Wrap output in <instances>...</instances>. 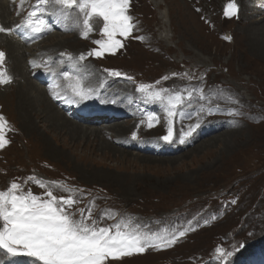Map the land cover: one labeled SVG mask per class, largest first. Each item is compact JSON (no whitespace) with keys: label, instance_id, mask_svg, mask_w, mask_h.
<instances>
[{"label":"rangeland","instance_id":"1","mask_svg":"<svg viewBox=\"0 0 264 264\" xmlns=\"http://www.w3.org/2000/svg\"><path fill=\"white\" fill-rule=\"evenodd\" d=\"M263 1L130 0L128 14L133 18L134 28L130 37L116 38L123 41V47L115 52L105 51L103 58L87 55L92 50H101L92 36L86 44L78 45L81 49H73L74 52L65 49L60 55L76 61L87 75L91 73L94 80L87 87L96 90L97 96L116 88L120 104L131 107L126 113L128 119L123 121L127 128L131 127L128 135L136 145L141 141L150 144L151 149L156 144L185 149L158 156L150 154V147L144 149L146 146L141 144L138 148L143 153L124 148L133 156L159 158L155 163L129 160L127 163L120 156L97 150L83 151L79 147L74 151L70 148L73 146L70 136L63 135L57 141L42 128L39 133L43 138L22 130L14 92L13 101L9 102L14 112L0 98L5 106L0 110L2 117L13 121L11 139L10 133L3 129L5 139L10 141L0 159V166L4 167L0 169V190L9 187L10 175L34 167L53 177L70 175L75 190H79L71 193L74 199L79 197V209H87L91 203L93 219L110 213V217L99 221L101 227L127 219L143 233L154 237L177 236L171 246L149 248L143 254L120 260L110 259L108 264H191L192 259L196 264H240L256 247L264 244V48L257 53L248 45L252 32L264 26V19L255 20L261 15L257 12L264 10ZM228 4L235 7L230 9ZM225 8H229V12ZM77 18L82 21V16ZM90 20L97 30V39L106 41L102 18ZM74 34L72 30L69 35ZM81 55L85 57L83 60ZM183 63L198 69L179 72ZM205 66L212 69L211 72L202 77L195 75L207 71L202 68ZM106 69L118 71L120 75L114 76ZM190 72L194 77L192 81L188 78ZM5 79L13 82L11 76ZM15 84L9 92L17 89ZM139 84L149 86V91L164 90L162 95L179 92L184 103L177 105L169 116L166 103L149 97L140 90ZM210 97L220 102L233 100L237 103H232L234 108H244L241 100H251L253 104L247 109L255 106L254 112L258 114L256 118L243 119H239V115H225L228 113L225 109L208 104ZM220 102L215 106L219 107ZM134 104L142 113L139 119H131L137 112ZM179 109L182 113L178 115ZM240 114L244 116L242 111ZM196 124L199 126L191 136H185L190 126ZM169 130L172 140L165 141L163 137ZM223 136L225 140H221ZM110 137L108 135L106 141L119 147L116 140L121 137L113 140ZM214 138L217 143L204 145L203 142ZM45 140L51 144L50 148L45 146ZM0 156H3L2 149ZM43 163L55 169L39 167ZM53 192L58 197L61 193L70 194L56 188ZM216 212L220 214L217 223L205 225L218 217ZM180 231L185 233L183 237L178 235ZM228 233L233 235L232 239H227ZM235 238H239L237 246L231 249ZM215 243L223 247L222 259L213 256ZM230 252L232 255L228 256Z\"/></svg>","mask_w":264,"mask_h":264},{"label":"snow or ice","instance_id":"2","mask_svg":"<svg viewBox=\"0 0 264 264\" xmlns=\"http://www.w3.org/2000/svg\"><path fill=\"white\" fill-rule=\"evenodd\" d=\"M130 0H37L34 10L29 13L24 24L20 27H30L32 31L42 32L49 30V23L46 14L49 11H60L62 17L67 18L71 11L85 13L83 20L84 31L82 35L87 37L92 31L89 19L92 17L102 18L104 24L102 31L107 34L106 41L97 40L101 50H92L88 55L103 56L105 51L115 52L123 47L116 35L128 36L134 24L132 17L128 14ZM234 8V5H229ZM229 14H234L229 13ZM35 18V19H33ZM79 22L75 21L71 28L75 30ZM0 31L11 32L12 29H5L0 26ZM230 39V38H229ZM5 53L0 51V64H3ZM85 57L80 56L83 60ZM110 71L112 75L119 76L115 70ZM65 77L69 73H63ZM4 71L0 69V83H7L3 79ZM167 79V77H164ZM71 90L81 99L87 98L92 89H85L78 79ZM140 90L148 94L154 100L166 103L169 116L173 115L176 106L184 103L181 94L162 95L164 90L149 91V86L141 85ZM191 97L192 93L189 92ZM7 122L0 116V149L9 143L3 135V129ZM151 126V124L149 125ZM199 125L190 126L185 136H191L192 132ZM136 133H133L135 137ZM165 141L172 140V132L163 137ZM33 178L30 177L29 180ZM40 187L47 190L41 195L25 191L22 184L11 182L6 190H0V250L9 255L27 254L32 256L39 264H108L109 260H120L134 254H143L149 248L168 247L176 242L177 236L171 239L154 237L143 233L138 225H133L130 220L122 219L112 225L101 227L99 221L110 213H103L100 217L93 219L92 204L87 209L73 211V206L78 202L79 197L73 198V189L68 186L51 181L47 185L41 180H35ZM53 188L70 193L67 196H57ZM79 191V190H75ZM81 196L83 193L80 194ZM234 202V201H233ZM183 237L185 233L178 234ZM224 255L222 249H217ZM231 256L232 253H227Z\"/></svg>","mask_w":264,"mask_h":264},{"label":"bare ground","instance_id":"3","mask_svg":"<svg viewBox=\"0 0 264 264\" xmlns=\"http://www.w3.org/2000/svg\"><path fill=\"white\" fill-rule=\"evenodd\" d=\"M197 2V1H196ZM232 2V1H231ZM225 3V2H224ZM223 3V4H224ZM229 5V4H228ZM218 7V6H217ZM263 8H264V1H263ZM226 9V8H225ZM231 9V8H230ZM228 8V10H230ZM227 10V9H226ZM227 10V11H228ZM229 12V11H228ZM15 10L11 11L10 3L7 0H0V17L3 24L11 26V24L15 23ZM227 13V12H226ZM259 17L255 20H262L264 19V10H259L257 12ZM80 16V15H79ZM79 18V17H78ZM78 18L75 21H78ZM74 21V22H75ZM79 26L76 27L75 34L73 36L69 34H53L50 35L44 42L43 45H40L42 49L54 52V53H61L64 49H73L80 48L78 45H83L88 42V38L95 36V40L97 36L94 34V31H90L87 37L82 35L83 30V23L82 21H78ZM97 23V22H96ZM95 23V25H96ZM146 23V22H145ZM148 24V23H147ZM146 24V25H147ZM148 26V25H147ZM146 26V27H147ZM103 27V26H102ZM148 28V27H147ZM258 30H254L252 32V36L248 38V45L250 50H255L259 53L264 48V26L256 28ZM97 31V30H96ZM146 32V31H145ZM99 33V32H98ZM105 36V35H104ZM131 36V35H130ZM129 36V37H130ZM107 39V38H106ZM136 40V39H134ZM97 41V40H96ZM137 41V40H136ZM140 41V40H139ZM123 42V41H122ZM126 42V41H125ZM44 43H46L44 45ZM131 43V41L129 42ZM138 43V42H137ZM132 44V43H131ZM2 47L7 50L8 53V60H9V68L12 78H15L17 84L13 83L8 88L7 86L4 87V90L0 91V98L4 100V104H6L11 110L14 109L9 104L12 98V93L16 92L17 94V114H19V118L21 120L22 130L25 132H30L32 134H36L43 138L44 135L39 133V129L52 136L54 139L59 141L63 135L70 136L72 138L73 148L74 151L79 147L83 151L97 152L101 151L105 154L113 155V156H120L124 162H128V160L132 162L138 163H155L156 161L160 160L159 158L154 157H138L133 156L128 150L124 149L122 146H116L113 142L106 141V137L111 135L110 140L116 139L121 137L119 140H122L124 136H129L128 132L130 128H127L123 121V119H116L108 123H103L99 125L98 123L94 122V124H90L89 122H77L74 121L66 116V114L58 109L57 105L54 104L46 95L45 89L37 83V81L31 77V73L28 69L27 61L28 55L27 52L31 51V48H25L21 42L13 40L11 38L4 37L2 41ZM95 45V44H94ZM140 45V44H139ZM142 45V44H141ZM97 46V45H96ZM101 48V47H100ZM138 49V48H136ZM135 49V51H136ZM55 50V51H54ZM117 50V49H116ZM76 51V50H75ZM50 52V54H51ZM74 52V51H73ZM109 52V51H107ZM62 54V53H61ZM76 54V52H75ZM111 54V53H109ZM125 54V53H124ZM88 55V54H87ZM107 55V54H106ZM129 55V54H128ZM77 56V55H76ZM117 56V55H116ZM98 57V56H97ZM100 57V56H99ZM98 57V58H99ZM106 57V56H105ZM70 58V57H69ZM76 58V57H74ZM108 58V57H107ZM136 58V57H135ZM112 59V58H111ZM89 60V59H88ZM144 60V59H143ZM91 61V60H90ZM89 61V62H90ZM120 61V60H119ZM76 62V61H75ZM121 62V61H120ZM142 62V61H141ZM132 63V62H131ZM93 64V63H92ZM98 64V63H97ZM130 65V64H129ZM142 65V64H141ZM100 66V65H99ZM128 65H126L127 67ZM97 67V66H96ZM124 67V66H123ZM121 68V67H120ZM100 70V69H99ZM120 71V69H119ZM126 71V70H125ZM92 72V70H91ZM100 72V71H99ZM127 72V71H126ZM90 73V72H89ZM101 73V72H100ZM105 73V71H104ZM125 73V72H124ZM133 74V72L131 71ZM97 74V73H96ZM111 74V73H110ZM135 74V73H134ZM133 74V75H134ZM99 75V74H98ZM97 75V76H98ZM103 75V74H102ZM123 75V74H122ZM91 76V73H90ZM104 76V75H103ZM110 76V75H109ZM135 76V75H134ZM138 76V75H137ZM147 76V75H146ZM145 76V77H146ZM92 77V76H91ZM94 77V76H93ZM124 77V76H123ZM20 78V80H19ZM133 78V77H132ZM106 79V78H105ZM139 79V78H138ZM23 80V81H22ZM104 80V79H102ZM140 80V79H139ZM113 81V80H112ZM143 81V80H142ZM12 82V80H11ZM14 82V81H13ZM103 82V81H102ZM110 82V81H109ZM17 85V89L14 91H10V88L13 85ZM95 84V83H94ZM92 85V84H91ZM96 85V84H95ZM103 85V84H102ZM108 85V84H107ZM113 85V84H112ZM127 85V84H126ZM140 85V84H139ZM90 86V85H89ZM106 86V85H104ZM117 86V85H116ZM141 86V85H140ZM130 87V86H129ZM127 86V88H129ZM96 88V87H95ZM118 89V88H117ZM108 90V89H107ZM96 91V90H95ZM116 88L110 89L107 93L112 98L115 99V92ZM126 91V90H125ZM109 92H113L110 93ZM124 92V91H122ZM98 93V92H97ZM10 94V95H9ZM7 95V96H6ZM102 95V94H100ZM10 97V99H9ZM16 99V98H15ZM124 101V100H123ZM122 101V102H123ZM131 104V103H130ZM3 106V103H0ZM122 105V104H121ZM0 106V107H1ZM5 107V106H3ZM130 107V106H129ZM4 109V108H3ZM2 109V111H3ZM131 109V107H130ZM129 109V110H130ZM5 110V109H4ZM8 110V109H7ZM6 110V111H7ZM131 111V110H130ZM5 112V111H4ZM133 113V112H132ZM7 114V113H6ZM10 114V113H9ZM157 116V115H156ZM155 116V117H156ZM128 119V117H126ZM83 123H88L87 125ZM133 125V123H132ZM101 126L103 128H101ZM149 126V125H148ZM147 126V127H148ZM163 126V125H162ZM162 126L160 128H162ZM134 127V126H133ZM156 127V126H155ZM158 129V128H157ZM233 133V132H231ZM232 137L231 135H228ZM15 137V136H14ZM46 137V136H45ZM224 137V136H223ZM222 137V138H223ZM109 138V137H108ZM45 139V138H44ZM196 139V138H195ZM150 140V139H149ZM221 140H225V137ZM220 140V141H221ZM9 141V140H8ZM45 140V146L51 147L49 141ZM29 142V140H28ZM217 143V139H213L211 141H205L204 145L210 143ZM30 143V142H29ZM117 143V142H116ZM9 144V143H8ZM13 144V143H12ZM29 145V144H28ZM34 145V144H32ZM119 145V144H118ZM11 146V145H9ZM35 146V145H34ZM144 149L147 147H151L150 144L144 145ZM32 147V146H31ZM37 147V146H36ZM90 148V149H89ZM33 149V148H32ZM97 150V151H96ZM61 151V150H60ZM144 152V151H141ZM56 154V153H55ZM60 154V153H59ZM162 154V153H160ZM43 155V154H42ZM140 156V155H139ZM146 156V155H145ZM54 157V156H53ZM164 158V157H163ZM59 160V159H58ZM165 161V160H164ZM161 162V161H160ZM130 190V189H129ZM126 193V192H125ZM131 194V193H130ZM169 194V193H168ZM3 260V259H2Z\"/></svg>","mask_w":264,"mask_h":264}]
</instances>
